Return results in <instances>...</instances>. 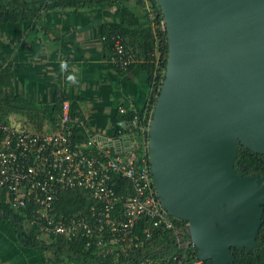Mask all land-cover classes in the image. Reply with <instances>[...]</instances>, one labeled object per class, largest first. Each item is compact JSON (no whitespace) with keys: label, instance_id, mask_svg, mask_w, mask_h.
I'll use <instances>...</instances> for the list:
<instances>
[{"label":"water","instance_id":"obj_1","mask_svg":"<svg viewBox=\"0 0 264 264\" xmlns=\"http://www.w3.org/2000/svg\"><path fill=\"white\" fill-rule=\"evenodd\" d=\"M156 2L168 55L148 127L151 175L188 223L200 262L187 264H240L232 247H256L264 213V176L234 167L239 145L264 155V0Z\"/></svg>","mask_w":264,"mask_h":264},{"label":"built area","instance_id":"obj_2","mask_svg":"<svg viewBox=\"0 0 264 264\" xmlns=\"http://www.w3.org/2000/svg\"><path fill=\"white\" fill-rule=\"evenodd\" d=\"M141 1L150 10L151 0ZM160 25L165 28L164 18ZM112 53L108 59L111 65L126 70L133 62L130 52L117 38ZM118 111L124 114L127 109L120 107ZM152 112L153 107L147 125H137L134 115L130 121L121 122L125 130L106 137L89 131L78 114L72 116L68 100L62 103L60 127L56 131L32 132L21 124L0 119V195L15 210L30 203V210L25 211V225L36 227L39 237L45 240L62 234L68 239L84 238L87 246L95 243L106 253L129 252L142 244V232L150 234L147 225L141 228L142 232L137 229L140 220L147 217L155 226L172 228L180 245H191L183 236L189 234L188 223L185 226L172 219L151 175L148 127ZM135 126L140 139L133 131ZM77 135H84L83 139L77 140ZM74 187L89 191L94 200L89 212L83 208L59 213L55 205L59 193ZM199 261L197 257L187 262L174 254L147 258L142 264Z\"/></svg>","mask_w":264,"mask_h":264},{"label":"trees","instance_id":"obj_3","mask_svg":"<svg viewBox=\"0 0 264 264\" xmlns=\"http://www.w3.org/2000/svg\"><path fill=\"white\" fill-rule=\"evenodd\" d=\"M39 0L36 6H26L15 4L12 1L0 0V22H26L29 30H35V22L43 12L56 8L66 9L92 6L102 9L103 7L114 6L120 10L121 22L104 24L101 28V38L104 42L105 56L107 59L113 55L112 48L116 38L130 52L133 62L126 70L120 65H111L119 71H128L136 64L143 67L148 75L149 97L148 101L141 109H130L121 114L114 126L113 134L118 130H125L121 125L122 121H130L134 115L137 116V125H147L150 111L159 93L160 86L164 79L166 68L168 43L166 30L160 25L163 19L162 12L156 0H151L150 10H148L141 0ZM152 15V17H151ZM13 63L4 58L0 59V119L13 123L9 116L22 118L21 127L32 132H45L44 126H52L51 131H56L60 127V116L62 103L67 100L64 96L55 98L53 107L49 109L45 105H37L25 97L15 94L11 89ZM70 114L77 115L76 102H70ZM24 117V119H23ZM20 120V119H19ZM26 122V123H25ZM50 131V130H49ZM133 131L139 132L135 126ZM147 136V135H146ZM136 138L140 139V134L136 133ZM77 140L83 139L77 135ZM234 167L242 175L258 174L264 176V155L251 151L250 149L238 147L237 157ZM127 181V180H124ZM128 182V181H127ZM127 186V185H126ZM129 186V184H128ZM94 202L89 191L82 187L67 188L61 190L55 205L58 212H77L83 209L89 212L90 205ZM30 203L21 210H15L6 202L5 196L0 195V212H7L14 216L12 222L17 227L23 241L31 246L47 250L56 254L57 257H50L54 264H58L60 259L68 257L70 259L85 262L87 264H142L147 258H166L179 254L184 261H194L198 257L195 245L182 246L178 243L174 230L164 225L155 226L152 220L143 217L137 229L149 226L150 234L142 232V244L135 246L129 252H105L95 243L87 246L85 239L78 237L68 239L62 234L53 235L45 240L39 237L35 228L26 227L28 215L26 210H30ZM172 219L182 225L187 221L172 216ZM188 239L189 234H184ZM257 245L250 251L232 247L240 264H264V213L262 225L257 234ZM150 264V263H146ZM172 264V263H165Z\"/></svg>","mask_w":264,"mask_h":264},{"label":"crops","instance_id":"obj_4","mask_svg":"<svg viewBox=\"0 0 264 264\" xmlns=\"http://www.w3.org/2000/svg\"><path fill=\"white\" fill-rule=\"evenodd\" d=\"M8 1L32 7L39 0ZM97 8L47 10L36 19L35 30L26 22H0V59L13 63L12 92L47 106L49 112L55 98L64 96L76 102L89 131L106 137L113 134L118 109H141L150 87L141 65L119 71L109 64L101 28L120 23L122 17L114 6ZM61 61L67 62L64 72ZM69 75L76 82H69ZM12 220V214L0 212V264H54L51 252L23 241ZM60 260L58 264H87L68 257Z\"/></svg>","mask_w":264,"mask_h":264},{"label":"clouds","instance_id":"obj_5","mask_svg":"<svg viewBox=\"0 0 264 264\" xmlns=\"http://www.w3.org/2000/svg\"><path fill=\"white\" fill-rule=\"evenodd\" d=\"M60 69H61V72H64L66 69H67V62L66 61H61L60 62ZM67 80L69 82H76L75 81V77L73 75H69L67 77ZM200 262V261H199Z\"/></svg>","mask_w":264,"mask_h":264},{"label":"rangeland","instance_id":"obj_6","mask_svg":"<svg viewBox=\"0 0 264 264\" xmlns=\"http://www.w3.org/2000/svg\"><path fill=\"white\" fill-rule=\"evenodd\" d=\"M110 64V63H109ZM10 117V119L12 120V122L14 123V124H16V125H18L19 124V117H16V116H9ZM23 119H24V117H23ZM21 121H22V118H21ZM44 128V131H49V130H51L48 126H44L43 127ZM186 226V225H185ZM188 239L190 240V236H188Z\"/></svg>","mask_w":264,"mask_h":264}]
</instances>
